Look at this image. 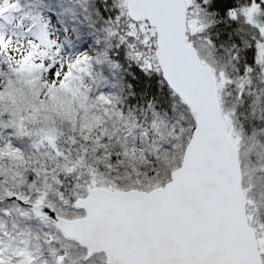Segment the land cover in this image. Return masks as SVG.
Here are the masks:
<instances>
[{"label": "snow or ice", "instance_id": "snow-or-ice-1", "mask_svg": "<svg viewBox=\"0 0 264 264\" xmlns=\"http://www.w3.org/2000/svg\"><path fill=\"white\" fill-rule=\"evenodd\" d=\"M0 264H264V0H0Z\"/></svg>", "mask_w": 264, "mask_h": 264}]
</instances>
